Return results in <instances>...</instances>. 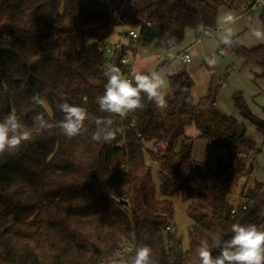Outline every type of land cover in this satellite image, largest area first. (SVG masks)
<instances>
[{
    "label": "trees",
    "instance_id": "trees-1",
    "mask_svg": "<svg viewBox=\"0 0 264 264\" xmlns=\"http://www.w3.org/2000/svg\"><path fill=\"white\" fill-rule=\"evenodd\" d=\"M235 1L0 0V119L14 114L32 133L0 154V264H102L127 260L143 245L154 264H200L201 245L216 256V238L229 239L234 223L264 230V184L249 164L260 149L242 122L216 106L228 75L220 81L212 75L197 104L185 70L168 77L165 109L145 98L142 109L121 118L96 103L111 66L128 75L121 64L128 52L150 44L171 51L188 29L206 38L220 9ZM260 19L264 26V8ZM117 28L120 40L130 29L139 40L112 57L105 45ZM224 47L244 67L260 70L254 80L264 79V45L247 50L235 40ZM233 96L240 117L264 137V119L241 92ZM65 102L87 110V131L68 139L58 127L42 132L34 124L38 113L58 124ZM97 118L113 120L111 143L91 140ZM196 140L215 151L214 166L193 158ZM178 198L189 202L193 222L186 252L181 238L166 231Z\"/></svg>",
    "mask_w": 264,
    "mask_h": 264
},
{
    "label": "clouds",
    "instance_id": "clouds-1",
    "mask_svg": "<svg viewBox=\"0 0 264 264\" xmlns=\"http://www.w3.org/2000/svg\"><path fill=\"white\" fill-rule=\"evenodd\" d=\"M222 19L226 27L224 34L220 37V43L231 48L235 44L236 22L230 14H225ZM249 31L252 38L264 41V26H261L259 22L251 24ZM166 44L172 47L175 44V37L167 39ZM104 75L107 79L104 92L96 97V103L101 112L123 118L129 113L142 109L145 98L159 109L167 107L165 95L161 91L164 81L158 73L136 72L129 79L124 78L121 69L113 65ZM45 103H47L46 99L40 100V104ZM58 107L63 113V119L58 124L45 119L42 113L32 117L34 124L42 132L58 127L66 138L72 139L87 131L85 121L91 118L85 108L66 102L59 104ZM92 122L95 124V131L91 134L92 141L111 143L116 139L112 119L97 118ZM31 138V131L16 115L9 114L0 119V154L17 149L22 143L29 142ZM231 232L229 239L216 238L219 249L216 256H213L207 244L201 245L198 253L200 264H264V230H260L255 224L234 223L231 226ZM151 257V248L143 245L138 246L134 256L128 257L127 260L113 257L107 261V264H154Z\"/></svg>",
    "mask_w": 264,
    "mask_h": 264
},
{
    "label": "rangeland",
    "instance_id": "rangeland-1",
    "mask_svg": "<svg viewBox=\"0 0 264 264\" xmlns=\"http://www.w3.org/2000/svg\"><path fill=\"white\" fill-rule=\"evenodd\" d=\"M240 1L241 0H237L236 3L240 4ZM248 1L251 2V0H247L246 3ZM260 4L264 6V0H260ZM119 32H122V31H120V28H117L113 32L111 39L112 40L119 39L118 37ZM125 39L127 40L128 38H125ZM192 40H193L192 38H189V37L187 38L186 36L182 45L171 51H168L161 47L157 48L154 46V44L138 46L136 48V53L131 52L133 54L132 65L142 66L144 71L153 73L156 70V68L153 67V64H156L158 62L161 63L165 60L168 61V63H173V64L179 61L178 53L182 49L188 47V45L192 42ZM222 50H223L222 51L223 56L222 57L220 56L219 58L222 59L224 57L223 59L226 61V66H228L227 71L222 77L223 79L225 78L226 75H228L225 80L227 81V85H226L227 89L230 91L233 89H237L235 90L236 92H241L245 101L249 103L250 106L249 105L248 106L250 110H252L254 114L257 115L258 117L264 119V86L261 87L260 84L262 83L260 82H258V85L260 86L261 90L259 89V86H255V83L253 80L254 77L252 74V71L254 70L251 67H244L242 60L237 55L232 54L231 51H229L228 49L223 48ZM190 51L193 54L194 61H193V64L188 66L187 72L190 74L192 82H194L191 95L193 97L194 104H197L203 97H205L206 93L208 92L210 82H211L210 79L212 75L216 79H219L218 72L220 71L221 67L220 66L215 67V66L209 65L208 63L203 64V62L201 61V56L197 53L195 47L190 49ZM228 52H230V55H228ZM144 64H147V66H143ZM136 66L135 68L138 69ZM164 68L165 67L163 66L161 69H159V71L161 72V70L162 69L164 70ZM233 68L235 70V74H232L234 73V71H231V69ZM231 74L234 75L235 77H232L231 79H229V76ZM164 83H165L164 88L169 89L168 83L166 82V80H164ZM167 91L165 90L164 93ZM258 92L261 93L260 96L256 95ZM225 93H227V91H225ZM231 101L233 102V98H231ZM232 106H233V109L236 111L234 105ZM232 118L234 119L237 118L238 121L242 122L246 126L247 135L251 139L256 141L257 146H259L260 148V152L254 154L253 158H250L249 164L250 163L252 164L254 171H255L254 173L255 176L258 177V179H260L262 183L264 184V137L257 131L256 126L243 120L240 117V114L238 111H237L236 116ZM191 130H193L194 132L195 129L191 128ZM194 143H195V147L193 150V158H195V160L199 163L208 161L214 166L217 160L215 151L211 150L209 152H206V143L201 140H196ZM156 172H157V167L155 166L153 169V174H154L155 183L156 185H158ZM240 183L241 182H239V184ZM238 186L237 184L235 185V194L233 196V199L236 203H239L238 201L240 199L239 198L240 187ZM172 204H173V216L169 224V226L171 227L169 232H172V234L176 235L178 238L179 237L181 238L182 250L186 252L189 250V237H190L189 233L193 227V222L191 219H189V216H188V209H189L190 204L189 202H184L179 198L172 200Z\"/></svg>",
    "mask_w": 264,
    "mask_h": 264
},
{
    "label": "crops",
    "instance_id": "crops-1",
    "mask_svg": "<svg viewBox=\"0 0 264 264\" xmlns=\"http://www.w3.org/2000/svg\"><path fill=\"white\" fill-rule=\"evenodd\" d=\"M237 1V0H236ZM233 2V5L225 6L222 7L218 13L217 17V25L216 28L213 30H210L208 33V37L206 38H201V32L200 31H195L193 29H188L185 33V37L187 38H192V42L188 45V47L182 49L178 54H179V61L176 63H168V61H163L161 63H156L153 64V67L156 68L154 71L155 73H158L160 77L168 83V77L171 75H174L175 73L185 70L186 72L188 71V66L193 64V54L190 51L192 48H196L197 53L201 56V61L203 64H209L215 67L220 66L221 69L218 72L219 74V79L224 76L225 72L227 71L228 66H226V61L222 58H219L220 56L222 57V49H228L224 47L223 44L220 43V37L224 34V29H225V24L223 22V17L225 14H230L232 17L235 19V28H236V34L234 36V39L245 49L249 50L255 47H259L264 45V41H257L254 38L250 36V31H249V26L251 24H256V22H259L261 26H263L260 16L262 14L264 6L260 4V0H251L252 5L247 6L246 1L247 0H241L240 4H237ZM120 39H114V41H119ZM123 43H127L128 40H120ZM181 46V45H180ZM134 53H136V48L133 50ZM230 51V50H229ZM184 54H188L192 58V62L189 63V65H185L181 62L180 57ZM228 55H230V52H228ZM220 59V60H219ZM176 60V58H175ZM206 61V62H204ZM168 63V64H167ZM136 65H132L133 71L132 74L139 72L142 74H150L148 71H144L142 66H136L138 69L135 68ZM143 66H147V64H144ZM165 67L164 70L162 69L161 72L159 69L162 67ZM251 67V66H250ZM254 71H252L253 77L255 74H260V70L258 68L251 67ZM135 70V71H134ZM143 70V71H142ZM234 71V68L231 69ZM159 71V72H158ZM229 71V70H228ZM188 73V72H187ZM230 75L229 79L232 77H235L234 75ZM190 76V74L188 73ZM254 80V78H253ZM258 82L262 83L260 84L261 87L264 86V79L261 80H254L255 86H259ZM165 85V83H164ZM227 81L222 86V89L220 93L218 94V99L216 102V106L219 111H222L224 114L230 116V117H235L237 114V109L236 111L233 109V102L231 101V98H233V95L235 94V90H228L227 89ZM169 87V83H168ZM260 89V86H259ZM167 91L168 89H165L164 86L161 89L162 92ZM261 90V89H260ZM227 91V93H225ZM232 92V93H231ZM257 96H260L261 93L258 92L256 94ZM230 97V99H229ZM252 101V100H251ZM248 103V102H247ZM249 105V103H248ZM250 106V105H249ZM235 107V106H234ZM239 112V111H238ZM240 114V112H239ZM237 119V118H236ZM257 143V142H256ZM259 148V146H258ZM260 149V148H259ZM254 170V168H253Z\"/></svg>",
    "mask_w": 264,
    "mask_h": 264
},
{
    "label": "built area",
    "instance_id": "built-area-1",
    "mask_svg": "<svg viewBox=\"0 0 264 264\" xmlns=\"http://www.w3.org/2000/svg\"><path fill=\"white\" fill-rule=\"evenodd\" d=\"M247 6H251V2L248 1ZM128 38L130 39V41L127 43H122L121 41H112L109 42L105 45V51L107 54H109L110 56H117L118 53H120L124 48L128 49V48H134L133 46L136 45L138 43V32L135 29H130L129 32L127 33ZM180 60L183 64L185 65H189V63L192 62V58L190 55L188 54H184L180 57ZM122 61H126V63H122ZM132 61H133V54L131 52H128V55L124 58L121 59V64L123 66L126 67L127 71H128V75L126 76V78H131L132 77ZM123 127L120 128V130H122ZM171 227L168 225L166 227V230H170ZM102 264H107L106 261H103Z\"/></svg>",
    "mask_w": 264,
    "mask_h": 264
}]
</instances>
